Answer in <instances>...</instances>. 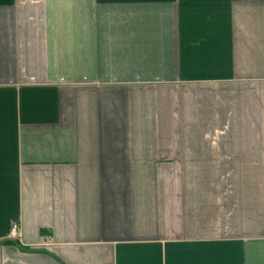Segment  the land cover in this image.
<instances>
[{"label":"crops","instance_id":"0c3cea01","mask_svg":"<svg viewBox=\"0 0 264 264\" xmlns=\"http://www.w3.org/2000/svg\"><path fill=\"white\" fill-rule=\"evenodd\" d=\"M0 264H264V0H0Z\"/></svg>","mask_w":264,"mask_h":264},{"label":"built area","instance_id":"2783aa9c","mask_svg":"<svg viewBox=\"0 0 264 264\" xmlns=\"http://www.w3.org/2000/svg\"><path fill=\"white\" fill-rule=\"evenodd\" d=\"M8 238L10 240H19V238H20V224L18 221L13 220L11 222V228H10Z\"/></svg>","mask_w":264,"mask_h":264}]
</instances>
